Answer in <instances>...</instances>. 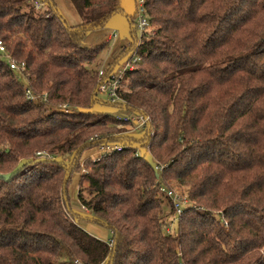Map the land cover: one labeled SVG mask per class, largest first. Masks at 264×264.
<instances>
[{"label": "trees", "instance_id": "trees-1", "mask_svg": "<svg viewBox=\"0 0 264 264\" xmlns=\"http://www.w3.org/2000/svg\"><path fill=\"white\" fill-rule=\"evenodd\" d=\"M42 1L0 0V264H264V0H134L131 14L120 0H69L76 27ZM116 14L131 37L119 69L131 68L115 100H100L117 73L90 68L103 44L83 38ZM106 143L119 149L82 171L81 153ZM46 151L55 156L36 155ZM58 155L74 156L71 166ZM74 171L82 218L108 241L68 208ZM162 188L185 194L181 214Z\"/></svg>", "mask_w": 264, "mask_h": 264}, {"label": "rangeland", "instance_id": "rangeland-1", "mask_svg": "<svg viewBox=\"0 0 264 264\" xmlns=\"http://www.w3.org/2000/svg\"><path fill=\"white\" fill-rule=\"evenodd\" d=\"M39 3H42V0H37ZM53 3L55 4V8L57 12L61 15V17L65 20L66 24L70 27H76L81 24L82 19L80 14L78 13L77 9L73 6V4L69 0H53ZM120 3L123 4L125 7V12L128 14L133 13L134 11V0H120ZM124 17V16H122ZM135 28V27H134ZM135 35L137 36V39L140 37V31L136 28L135 29ZM111 35H114V37H110ZM131 42V37L129 35L125 36L123 31L117 27H113L110 23H107L104 27L96 30H91L85 33L83 38V43L85 46L92 47L95 45H101L103 44V48L96 54L94 62L90 65V68L96 69L100 72H104L108 68H113V74H118L119 68L121 64H119V61L123 58V48L128 46ZM11 61H14L13 59H10ZM16 76L18 80L26 85V81L24 77L21 75L20 70L16 69ZM98 99L102 100L104 99V96H97ZM33 101H38L35 97L33 98ZM119 106V105H117ZM96 110L100 114L104 115H111L113 117L119 118V119H131L135 116L134 113H131L125 109H121L119 107L115 106H101L97 105ZM64 112H68V110L64 107L61 108ZM99 134L97 132L93 138L95 139ZM143 134L142 129H135L131 131L129 134L131 137L135 139H139V137ZM107 146H111V144H100L98 147H92L84 150L79 158V165L81 166V170H84L85 162L88 160H94L97 156H99V149L105 148ZM53 151V150H52ZM52 151H46L43 154L37 153L36 155H39L40 158H52L55 156L51 154ZM55 153V151H53ZM138 155L145 157L146 159L152 161L153 160L150 156V154L145 149H138L137 152ZM55 158V157H54ZM58 160L63 161V158L59 155L56 157ZM63 163L66 164V167H70L74 160V156L72 157H64ZM159 167L156 169V175L158 178H160V171ZM79 173L77 171H74L69 178V181L66 184V199H67V205L69 210L77 215L76 222L80 227H82L84 230H86L89 234L95 236L96 238L102 240V241H108L111 237L110 231L102 227L93 221H90L88 219H84L82 217L88 215L86 213V210L82 208L80 205L78 199H77V191L79 188ZM176 190V193L180 195L181 197H185V194H183L180 190ZM175 192V191H174ZM159 193V192H158ZM160 194V193H159ZM161 201L163 205H166L168 203L165 195L162 193L160 194ZM166 211H169L166 208ZM172 218V217H171ZM170 230L173 232V230L176 229L175 223L172 222L170 225ZM67 260V259H66ZM68 261V260H67ZM73 264H80L79 262H73ZM102 264H107V261H104Z\"/></svg>", "mask_w": 264, "mask_h": 264}, {"label": "built area", "instance_id": "built-area-1", "mask_svg": "<svg viewBox=\"0 0 264 264\" xmlns=\"http://www.w3.org/2000/svg\"><path fill=\"white\" fill-rule=\"evenodd\" d=\"M142 3H143V0H140V5ZM138 11L140 13L142 11V9L140 8ZM146 27H147V22L145 21V19L142 16H139V18L137 20V28L140 31V33ZM110 37H114V35L109 36V38ZM0 51H4L1 43H0ZM9 63H10V68H12V69L18 68V65L14 61L10 60ZM127 68H131V67L129 65H127L123 69H119L117 75H112V76H110V78L108 80L103 81L97 88V94L98 95H105L107 97V99H109L110 101L115 100L116 90L118 88L119 80H120L124 70ZM27 95H28V93H27ZM128 120L131 122L137 123L139 126H142V125H145L147 123L148 118L143 116L142 114H136L134 117H132L131 119H128ZM116 148L119 149V147H117L116 145L107 146L105 148L101 147V149H99V156H97L94 160H97L102 154L111 152L112 150H114ZM160 192L163 195H165L166 199L171 200V202H173V206L176 210V214H178V215L181 214L182 207L188 203L187 198L181 197L176 192L169 190L167 188H162Z\"/></svg>", "mask_w": 264, "mask_h": 264}, {"label": "crops", "instance_id": "crops-1", "mask_svg": "<svg viewBox=\"0 0 264 264\" xmlns=\"http://www.w3.org/2000/svg\"><path fill=\"white\" fill-rule=\"evenodd\" d=\"M113 27H117L123 31L125 36L129 35L130 36V29H129V24L126 19V17H122L120 14H116L114 17H112L109 22Z\"/></svg>", "mask_w": 264, "mask_h": 264}]
</instances>
